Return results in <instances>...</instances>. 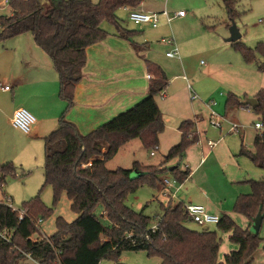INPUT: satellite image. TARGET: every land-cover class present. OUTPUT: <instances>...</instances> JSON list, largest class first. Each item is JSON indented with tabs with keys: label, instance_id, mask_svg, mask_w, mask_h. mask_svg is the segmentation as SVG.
Here are the masks:
<instances>
[{
	"label": "trees",
	"instance_id": "obj_1",
	"mask_svg": "<svg viewBox=\"0 0 264 264\" xmlns=\"http://www.w3.org/2000/svg\"><path fill=\"white\" fill-rule=\"evenodd\" d=\"M142 0H9L11 14L0 16V43L29 33L34 43L49 57L58 74L59 97L72 104L75 85L82 78L86 61V48L106 38L101 28L107 22L118 30V35L128 39V30L119 27L115 12L123 7L135 8ZM237 0H224V7L231 21L235 15ZM138 52L139 48L132 44ZM245 63H255L264 73V43L254 49L240 41L232 43ZM263 63H256L255 54ZM153 75L147 96L129 110L117 115L87 135H81L64 115L58 127L42 139L44 186L52 191L55 205L65 194L70 209L77 215L71 223L63 218L55 219V233L48 241L30 242L34 222L47 218L46 209L38 198L24 204L28 217L19 221L17 214L0 204V231H12L10 242L0 239V264H22L21 252L30 254L40 264H99L103 259L117 261L125 250H142L149 257H158L161 264H253L252 256L261 239L249 229L236 226L227 215L220 217L216 230L230 233L229 240L237 246L218 262L221 240L216 231H193L185 227L190 222L181 204L172 206L160 203L161 216L157 227L150 229V219L126 205L127 198L141 185L156 188L161 176L168 171L163 165L140 166L133 163L130 170H108L106 162L118 150L133 139H139L144 148H158V136L164 130V122L155 97L165 91L167 78L155 64L146 61ZM256 106L251 110L264 119V89L255 95ZM237 108H250L228 94L226 112ZM192 121L179 124L180 141L172 146L164 162L184 159L186 150L199 142ZM254 152L240 147L239 156L249 159L263 172L260 180H248L250 193L240 195L233 211L246 218L249 224L259 213H264V131L255 135ZM90 164V166H88ZM133 171L140 175L132 177ZM172 175L183 183L190 171L173 167ZM15 175L13 163L0 165V189L5 178ZM101 207V218L95 214ZM146 236L148 239H146ZM264 250V248H263Z\"/></svg>",
	"mask_w": 264,
	"mask_h": 264
},
{
	"label": "crops",
	"instance_id": "obj_2",
	"mask_svg": "<svg viewBox=\"0 0 264 264\" xmlns=\"http://www.w3.org/2000/svg\"><path fill=\"white\" fill-rule=\"evenodd\" d=\"M147 1L142 0L138 7L132 9L148 10L144 7ZM1 4L8 6L9 2L0 1V8H3L5 6L1 7ZM118 11L127 12L124 8H120L115 12V16L119 27L131 32L128 34L129 38L120 37L113 25L103 22L108 24L107 27H103V23L101 24V28L107 34L106 38L86 48L82 78L74 87L72 104L69 107L59 97L57 72L49 57L34 43L31 34H22L0 43V85L10 86L9 91H4L0 87V165L11 162L27 168L29 161L37 160L38 155L43 153L42 139L57 129L62 115L81 135H87L138 104L148 93L150 79L147 76L153 77L147 69L146 61H148L164 72L168 82L165 91L155 97L164 122V130L158 136L160 146L164 144L167 146L165 150L169 151L172 146L179 143V124L189 120L194 123L199 138L196 144L202 148L197 157L188 158V152L193 145L186 150L184 159L187 163L184 166H187L190 175L185 181L188 180L190 192L180 199L185 204L202 205L211 214L220 217L227 215L232 218L231 214H236L233 211L236 199L246 194L245 190H237V184L241 185L243 169L246 166V158H238L243 142L238 136H232L234 138L231 139L220 137L216 142L213 141L215 133L217 136L215 129H218L219 134L224 130L222 124L220 128L214 126L212 128L210 122L211 126H205L203 116L209 121L214 112L199 98L205 99L210 95L207 90L215 81L213 78L215 73L217 74L215 64L211 63L203 68L196 66L197 57L207 55L208 49L201 48L202 44L196 46L190 42L192 40H183L184 38L181 39L178 35L175 37L171 26L172 21L178 27L189 23L195 25L196 18H187L184 15L166 23L161 17L158 27L136 25L135 30L124 27ZM10 14L11 11L5 16ZM168 38L173 39V44L162 41ZM132 44L138 46V52ZM173 45L177 47L179 56L167 57L166 53L173 50ZM263 86L256 85L250 93L245 92L243 99L236 91L228 94L235 95L238 101L244 104L247 98L255 99L257 90L264 89ZM192 95L197 96V99H192ZM224 97L222 94L221 99ZM204 105L209 112L203 108ZM18 108L26 109L35 119L28 134L11 125L13 112ZM251 109V107L233 109L222 115L223 117L214 114L222 118L226 132L232 134L228 130L231 123L238 124L232 121L237 118L238 112ZM227 115H232L231 120L226 117ZM208 141L216 144L210 150L206 147ZM225 141L226 149H219ZM225 150L232 153L233 157L236 153V158L225 160ZM248 151L254 152V147ZM211 165H215L219 173L222 171L219 178L226 182V187L229 189L227 205L222 202L217 204L206 190L209 187V177L215 173ZM162 202L164 201H159V204ZM246 221L248 225L249 222L247 219ZM233 250L236 251L237 247Z\"/></svg>",
	"mask_w": 264,
	"mask_h": 264
},
{
	"label": "rangeland",
	"instance_id": "obj_3",
	"mask_svg": "<svg viewBox=\"0 0 264 264\" xmlns=\"http://www.w3.org/2000/svg\"><path fill=\"white\" fill-rule=\"evenodd\" d=\"M237 1L238 4L235 6L236 15L231 21L228 19L224 7V0H148L144 5V7L148 9L146 11L161 12L164 9L170 13L182 11L187 18H196L195 25L189 23L178 27L172 21L171 26H173L175 37L178 35L179 38H184L183 40H192L190 42L196 46L202 44L203 46H201V48L208 49L207 55H200L197 57L195 65L203 68L208 64H215L217 74L215 73L213 76L215 81H213V84L207 90L208 93H210L209 97L205 99L199 98V100L203 104L208 105L211 111L221 117L228 113H226L225 110V102L229 92L236 91V93H240V98L243 99L245 97V92L250 93L252 88L256 87V85H264V73L258 72L256 64L245 63L240 53L231 46V43L225 42L229 37L230 26L234 24L241 36L238 41L243 43L246 47L254 49L257 43H264V0ZM3 6L5 5L1 4V7ZM9 11L10 9L8 6L0 8V16L7 15ZM118 15L120 16V20L123 21L124 27L127 29H137L136 25L129 21L128 13L118 11ZM260 20H262V23L259 22ZM107 25L108 24L103 23L102 26L107 27ZM255 58L256 63H263V58L259 53L255 54ZM259 89L257 91H259ZM222 94L225 96L224 99H221ZM194 99H197V96H195ZM204 106L203 108L209 112L207 106ZM203 117L206 122L205 126H211L207 117ZM226 117L231 120L232 115H227ZM259 118L260 116L252 110L239 111L237 118L232 121L242 125L243 130H240L238 133L228 134L226 132L225 123H222L224 131L219 134L218 129H215L217 130V136L215 133L213 141L216 142L220 137L221 139H231L232 136H238V139L243 142V147L247 150H251L253 148V139L255 135L258 134V131L254 129V123L259 121ZM225 144L226 141L219 146V149H226ZM158 145L159 150L155 151L154 156H150L152 149L144 148L140 140L133 139L119 149L112 159L106 162V168L108 170H116L118 168L130 170L133 163L137 162L140 166L144 167L163 165L165 168L171 169L177 166L178 170L182 171L184 165L187 163L186 160L184 159L178 162L174 159L165 163L164 158L168 152L165 150L167 146L164 144L160 146L159 141ZM200 149H202L200 145L194 144L190 149L191 152H188V158L190 156L197 157L198 152H201ZM232 158H236V153L233 157L232 153L225 150L224 159L232 160ZM238 158L245 157H240L238 154ZM245 160L246 166L243 169L244 176L241 180V185L237 184V190H245L246 194H248L251 189L246 181L260 180L263 176V172L256 168L249 159L246 158ZM43 162L44 154L40 153L37 160L34 159L28 162L27 168L20 167L13 163L15 175L6 176L5 183L0 191V199L8 197L12 200V204L15 208L22 209L25 203L38 198L46 209L51 210L50 215L44 219L42 225L45 234L50 236L55 233V219L57 217H61L66 222L71 223L76 219L77 215L70 209V201L65 194L60 197L55 205L53 204L51 188L49 186L43 187ZM221 163L224 166L223 162ZM211 167H214L215 173L209 177V187H207L206 190L217 204L222 202V204L224 203V205H227L229 200V189L226 187V182L219 178L222 171L219 173L215 165H211ZM140 174L138 171H133L132 177H137ZM171 175L172 173L167 171L162 176ZM182 186V190L178 193L179 198L190 192L188 180L185 181ZM159 187V183L156 188H151L148 185H141L126 201L128 207L136 212H142L143 215L150 219V226L155 225L157 223V218L161 216L159 201H163V199L160 196ZM175 202L174 200L173 203ZM101 213L102 208H96L95 214L98 217L101 216ZM231 215H233L232 219L237 227L241 229L248 228L250 231L251 224L248 223L247 225V221L244 217L238 214ZM259 215L261 216V223L257 235L261 241L252 256L253 264H264V213H259ZM101 222L104 225L107 224L103 219ZM185 227L197 232L203 230L216 231L218 238L221 240L220 252L217 258L219 262H223L224 256L237 247L229 240L230 233L217 231L214 225L201 227L188 221L185 223ZM99 264H161V261L158 257H149L147 253L142 250H125L121 253L117 261L106 258L101 260Z\"/></svg>",
	"mask_w": 264,
	"mask_h": 264
},
{
	"label": "built area",
	"instance_id": "obj_4",
	"mask_svg": "<svg viewBox=\"0 0 264 264\" xmlns=\"http://www.w3.org/2000/svg\"><path fill=\"white\" fill-rule=\"evenodd\" d=\"M4 1L5 3L9 2V0H4ZM123 8L128 13L129 21L132 22L134 25H148L151 28L158 27L159 20L161 17L165 19L166 23H170L174 18L184 17L185 15V13L182 11H178L173 14H170L166 10H163L161 12H153V11L132 9L129 7H123ZM259 22L262 23V20H260ZM162 41L167 44H173L172 38H168ZM173 46H174L173 50L166 53L167 57L176 58L179 56L177 47L175 45ZM147 78L152 79L151 75H148ZM1 89H3L4 91H9L10 86L5 85L1 87ZM194 98L195 96L192 95V99ZM258 120L259 121L254 123V129L258 131V133H262L264 131V119L259 118ZM222 121L223 120L221 117L218 118L217 115H215L214 113L211 114L209 122L212 126L216 128H220ZM34 123H35L34 117L24 108L16 109L11 117V125L14 128L23 132L24 134L30 133ZM242 129H243L242 125L231 123L228 132L237 133ZM214 146L215 143L212 141H208L206 143V147L209 150L212 149ZM155 151H157V148H155L150 152V156H154ZM88 166H90V164H88ZM187 169H188L187 166H184V170ZM159 185H160L159 187L160 196L164 201L162 202V204L164 205L171 204L172 206L181 204V209L187 215L189 220L201 227H205L208 225L216 226L219 223L220 216L209 213L202 205L191 204V203L185 204L182 202V200L178 197V193L181 191L182 183L178 182V180L173 175L162 176L160 178ZM174 200L176 201L175 203H173ZM0 204L6 206L12 212L16 213L19 221H22L23 218L28 217L27 211L24 208L22 209L15 208L12 204V200L8 197H3L2 199H0ZM42 225H43V221L41 219H37L34 222V232L28 237V240L30 242L38 243L42 241H48L49 236H47L43 231ZM156 227H157V223L153 226H150V229L154 231ZM12 235H13L12 231H8V230L0 231V239L8 243L10 242ZM146 239H148L147 236ZM21 254L23 257L22 264H40L30 254L24 252H21Z\"/></svg>",
	"mask_w": 264,
	"mask_h": 264
},
{
	"label": "water",
	"instance_id": "obj_5",
	"mask_svg": "<svg viewBox=\"0 0 264 264\" xmlns=\"http://www.w3.org/2000/svg\"><path fill=\"white\" fill-rule=\"evenodd\" d=\"M240 34L238 29L235 27L234 24H232L229 28V37L225 40L227 43H235L240 39ZM245 105L250 106L251 108H254L257 104L256 99L254 98H247L244 102ZM171 169H168V171H171ZM261 223V216L259 214L256 215V217L252 220L250 232L253 234H258V230L260 228Z\"/></svg>",
	"mask_w": 264,
	"mask_h": 264
}]
</instances>
